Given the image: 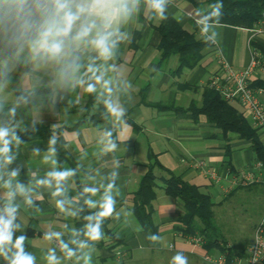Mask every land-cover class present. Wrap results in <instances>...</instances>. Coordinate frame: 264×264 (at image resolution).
<instances>
[{
  "label": "clouds",
  "instance_id": "obj_1",
  "mask_svg": "<svg viewBox=\"0 0 264 264\" xmlns=\"http://www.w3.org/2000/svg\"><path fill=\"white\" fill-rule=\"evenodd\" d=\"M173 0H0V261L2 264H38L27 245L22 216L44 215L41 207L46 191L58 215L64 220L80 219L81 227L64 223L62 230L43 232L50 247L42 250L43 264H94L98 242L107 239L104 222L120 220L127 211H117L121 188L120 161L115 153L129 138L125 130L132 84L120 64L121 45L130 44L129 26L143 9L146 22L168 19ZM222 0L198 8L196 24L205 43L216 44L215 31L223 14ZM156 71V69H152ZM93 99L91 110L80 102V93ZM76 108L80 115L91 111L104 123L97 128L96 148L91 157L100 161L112 156L111 171L100 175L90 163L87 151L76 158L75 167L59 159L61 125H51L53 134L46 150L31 141L42 124V115L55 117L61 110ZM76 137L79 132L74 133ZM30 149L47 170L43 175L27 170L20 162L21 146ZM126 149L124 148V151ZM81 178L77 185L76 178ZM75 194L73 195V191ZM19 233V235H17ZM119 234H117V237ZM146 239L159 242L157 234ZM170 264H189L178 250Z\"/></svg>",
  "mask_w": 264,
  "mask_h": 264
},
{
  "label": "crops",
  "instance_id": "obj_2",
  "mask_svg": "<svg viewBox=\"0 0 264 264\" xmlns=\"http://www.w3.org/2000/svg\"><path fill=\"white\" fill-rule=\"evenodd\" d=\"M196 10L186 0H173L168 10V18L174 19L184 30L192 32L194 23L199 29L195 18ZM163 22H146L142 9L136 21L129 26L133 36L132 42L121 45L118 63L124 78L132 84L129 90L131 102L126 116L131 127L125 130V136L129 139L121 143L114 155L120 161V178L117 185L122 193L118 197L117 211H127L130 214L127 217L122 214L120 220L109 218L108 229L115 240L107 238L97 243L94 264H170L171 257L178 250H182L188 257L189 264H210L204 256L217 255L219 252L205 250L198 238L183 236L176 230L182 208L164 194L161 180H157L158 188L152 201V222L157 229L156 234L162 238L159 242L153 243L146 239L149 233L142 229L132 214L131 194L147 172L149 156H153L162 169L199 187L211 197L214 204V200L218 204L220 198L225 197L235 187L232 185V179L241 172L248 171L251 165L249 161L254 157L248 145L251 155L246 157V169L241 171L238 167L242 166V162L236 150L247 143L231 141L230 163L236 172L231 173L222 134L207 123L204 116H198L197 121H194L189 113L173 111L172 108L161 110L159 106L187 110L191 102L199 103L209 78L219 69L221 62H227L237 69L245 68L250 59V47L264 49V33L253 35L252 29L217 24V43L202 51L203 58L199 66L193 70L182 69L176 73L177 57H171L159 66L161 52L158 46L161 37L156 28ZM197 37H201L200 29ZM259 79H264V76ZM80 102L85 107L87 99L83 92L80 93ZM230 103L249 121L250 118L238 102ZM88 119L89 115H80L76 108H72L67 113L61 110L56 117L44 113L42 124L49 128L54 123L64 127V141L71 144L67 151L69 156L76 161L81 152L87 151L89 160L85 163H90L102 176L111 171L112 156L98 161L91 157V153L96 148L97 128L104 122L93 125ZM82 120L85 121L75 129L69 130ZM76 132L80 133L78 137L74 135ZM47 140L45 137L28 143L31 147L38 142V146L46 150ZM20 159L25 166L21 174V180L24 182L27 180V170L38 171L39 175H43L47 170V165L38 158L31 157L27 146H21ZM198 162H204L208 169L216 170L219 182L213 183L208 176L202 174L195 166ZM252 170L255 176L259 175L258 171ZM154 174L158 178L164 177L157 168ZM262 176L264 181V171ZM41 207L44 209V215L39 219H34L28 214L22 216L26 234L30 239L27 247L37 255L38 264H43L42 250L52 246L42 239L43 232L49 228L62 230L64 223L75 227L74 219L64 220L57 214L46 191L43 193Z\"/></svg>",
  "mask_w": 264,
  "mask_h": 264
},
{
  "label": "trees",
  "instance_id": "obj_3",
  "mask_svg": "<svg viewBox=\"0 0 264 264\" xmlns=\"http://www.w3.org/2000/svg\"><path fill=\"white\" fill-rule=\"evenodd\" d=\"M195 9L207 8L209 4L216 3V0H186ZM223 14L219 19L218 25L230 26L234 28L253 29L257 27L263 19L264 0H222ZM193 31L188 32L181 28L178 23L168 18L159 27L156 28L161 40L158 46L161 52L159 66L167 62L171 57H177L178 68L176 73L182 69L193 70L199 66L203 56L202 51L211 47V44L205 43L201 37H197L199 29L195 23L192 24ZM253 47V46H252ZM264 56V49L259 50ZM254 87L264 89V79H257L252 83ZM86 108L91 110L93 99L86 94ZM183 113H189L194 121H197L198 116H204L207 123L219 130L225 141V155L228 158L231 173H236L231 166V146L230 142L235 139L241 142H246L249 149L254 155V163H261L264 168V144L259 138V129L252 127L250 122L242 117L238 108L233 106L227 100H224L221 95L214 89L205 86L201 100L199 103L191 102L187 110H182L175 107L159 106V109H170ZM88 121L93 125H100L102 121L98 114H90ZM85 120L78 122L73 128ZM60 128L61 139L60 143H64L63 130ZM53 134V129L47 125L41 124L38 126V131L34 134L33 140L44 139ZM22 139L29 142L27 136L22 135ZM32 141V140H31ZM59 159L65 162L69 167H75L76 161L69 156L67 151L63 149L59 152ZM152 161V162H150ZM161 170L164 177L158 178L154 174L155 169ZM157 180L162 182V190L164 194L182 208V213L178 216L177 231L183 236L189 238H198L205 250H216L221 254H226L229 259L233 257H242L243 250H234L230 248L225 239L219 234V229L215 223L213 207L215 204L211 201V197L195 185L189 184L182 180L179 176L168 172L156 162L155 157L149 156V165L146 174L139 181L137 189L131 194L133 203L132 214L139 222L142 229L151 234H156L157 229L152 222V201L155 199V190L158 188ZM77 185L81 183V178H76ZM244 186V187H242ZM260 190L264 196V181L259 183H251L248 185H237L223 199L230 198L237 190ZM75 190L73 191V195ZM83 224L80 219H74L75 227L79 228ZM109 219L104 222V232L110 240H115L108 229ZM2 264V261H0Z\"/></svg>",
  "mask_w": 264,
  "mask_h": 264
},
{
  "label": "built area",
  "instance_id": "obj_4",
  "mask_svg": "<svg viewBox=\"0 0 264 264\" xmlns=\"http://www.w3.org/2000/svg\"><path fill=\"white\" fill-rule=\"evenodd\" d=\"M253 35L264 33V14L262 22L252 29ZM264 76V56L255 47H250V59L245 68L237 69L222 61L219 69L209 78L207 86L217 91L224 100L238 102L249 117L252 127L264 132V89L254 87L252 83ZM199 171L208 176L213 183L219 182L216 170L208 169L204 162L195 163ZM258 171L255 176L251 170ZM252 170V171H253ZM261 163H254L253 168L241 172L232 179V185H248L262 181ZM233 189V188H232ZM204 259L210 264H264V212L256 226L251 244L244 257L229 259L226 254H206Z\"/></svg>",
  "mask_w": 264,
  "mask_h": 264
},
{
  "label": "rangeland",
  "instance_id": "obj_5",
  "mask_svg": "<svg viewBox=\"0 0 264 264\" xmlns=\"http://www.w3.org/2000/svg\"><path fill=\"white\" fill-rule=\"evenodd\" d=\"M259 138L264 144V132L262 130L259 131ZM232 142L236 143L237 141L233 139ZM236 153L237 155L239 154L242 162V166L238 168L244 171L247 166L246 157L248 154L251 155L248 144L239 146ZM249 163L251 164L249 169L253 168L254 157ZM223 198L224 196L220 198L218 204L214 200L216 203L213 207L215 223L219 229V234L225 239L226 244L234 250L244 249L242 255L244 257L247 248L252 242L256 226L264 212V196L259 189L257 191L240 189L230 198L226 200Z\"/></svg>",
  "mask_w": 264,
  "mask_h": 264
}]
</instances>
